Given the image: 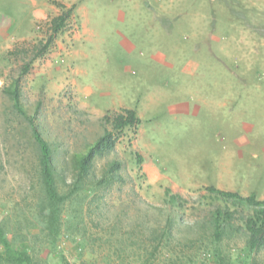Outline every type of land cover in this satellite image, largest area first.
I'll return each mask as SVG.
<instances>
[{
    "label": "rangeland",
    "instance_id": "obj_1",
    "mask_svg": "<svg viewBox=\"0 0 264 264\" xmlns=\"http://www.w3.org/2000/svg\"><path fill=\"white\" fill-rule=\"evenodd\" d=\"M57 3L74 4L71 15L21 75L60 13ZM15 79L67 181L70 155L102 133L104 114L126 107L140 119L95 160L96 177L109 159L121 167L110 188L88 194L99 200L83 207L88 242L64 230L71 203L55 246L44 241L34 208L36 151L5 92ZM182 105L194 112H177ZM207 186L264 199V0H0V221L10 232L19 214L24 244L47 264H116L114 246L93 238L105 237L119 216L113 238L140 220L161 224L167 212L179 237H192L220 208L232 213L220 241L230 264H264V246L245 247L242 218L252 210Z\"/></svg>",
    "mask_w": 264,
    "mask_h": 264
},
{
    "label": "trees",
    "instance_id": "obj_2",
    "mask_svg": "<svg viewBox=\"0 0 264 264\" xmlns=\"http://www.w3.org/2000/svg\"><path fill=\"white\" fill-rule=\"evenodd\" d=\"M57 5L61 9L60 13L48 21L47 36L34 46L33 54L21 67V75L28 72L32 60L44 54L55 35L64 29L74 8V4L68 7L62 3ZM5 92L13 109L26 122L30 131V141L36 151L34 169L37 189L34 208L35 218L38 219L41 230L44 231L45 243L50 248L55 246L61 234L62 217L65 212L63 206L66 203L73 204V207L68 209L64 220L65 232H70L72 235L81 234L88 242L83 207L87 204L89 209L91 204H98L99 201L96 198L88 199V194L110 188L117 180L121 167L118 160L109 159L96 177L92 170L95 160L114 150L124 128H135L138 125L140 119L136 111L133 108L123 107L119 112L106 113L101 117L102 133L87 144L84 151H76L70 155L71 175L67 181L55 166L53 148L44 139L37 125L26 114L20 103L18 79H15ZM105 125H109L110 129ZM134 153L137 164H140L142 156L137 152ZM206 190L218 198L249 207L252 210L251 213L242 218L246 235L245 247L252 251L264 246V199H257L254 195L242 196L237 192L222 190L215 186H207ZM165 193L177 203L184 201L179 194H171L168 188L165 189ZM170 213H166L161 224L157 223V220L154 223L144 222L145 220L134 221L135 223L129 229L121 230L122 236L117 235L113 238L115 232L122 228L123 218L119 216L118 220L110 224L105 237L96 236L93 239L114 246L109 255L112 254L116 258V264H204L205 258H212L213 264H230L228 249H224L220 241L224 231L232 228L230 222L232 213L215 208L209 217H205L200 222L198 226L200 232L192 237L184 233L182 237H179L175 227V215ZM18 215L11 226L13 233L9 231L5 220L0 221V264H47L45 258L35 253L33 245L24 244L26 236L21 231L24 220ZM187 228L189 229L190 225ZM8 232L12 236L9 237Z\"/></svg>",
    "mask_w": 264,
    "mask_h": 264
},
{
    "label": "crops",
    "instance_id": "obj_3",
    "mask_svg": "<svg viewBox=\"0 0 264 264\" xmlns=\"http://www.w3.org/2000/svg\"><path fill=\"white\" fill-rule=\"evenodd\" d=\"M189 111H193V110H191V109H189V108H187V107H185V105L183 106H181V107H179L178 109H177V112H185V113H188ZM194 112V111H193ZM217 188V187H216ZM219 189H221V188H219Z\"/></svg>",
    "mask_w": 264,
    "mask_h": 264
}]
</instances>
